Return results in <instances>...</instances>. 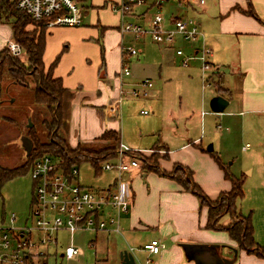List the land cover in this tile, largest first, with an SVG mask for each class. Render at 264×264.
<instances>
[{
  "label": "rangeland",
  "instance_id": "rangeland-1",
  "mask_svg": "<svg viewBox=\"0 0 264 264\" xmlns=\"http://www.w3.org/2000/svg\"><path fill=\"white\" fill-rule=\"evenodd\" d=\"M170 3L173 4V2L168 4ZM90 4H85L89 14L85 16L82 25L49 27L47 25L39 26L38 23H29L27 29L36 37L43 33L48 34L45 51V55L47 54L46 63L51 61V64L57 57H60L57 66L59 69H56L70 73L69 76L75 85L76 94L86 93L85 102L89 103L91 100L90 103H94L95 98L100 101L101 96L106 98L107 92L116 89L118 81L119 88H122L125 93L123 97L121 96L123 102L121 107H118L117 115L111 120L117 123V130L126 143L133 141L135 146L132 147H136L134 149L138 151L139 148L154 146L158 139H161L157 143L158 145L170 147L169 158L166 157L163 148L158 145L147 152H141L142 155L137 156L140 159L141 167L128 173L130 175L128 179H134L132 184L137 199L135 216L149 218L156 215L160 209L162 217L169 221L184 218L181 207H186L187 202L183 200L179 203H175L174 200L166 201L167 191L177 183L175 180L152 171L157 166H160L162 170L170 169L175 162L189 166L195 171L196 183L211 199L217 198L222 191L231 188L230 180L225 177L226 172L233 177L243 175L245 195L239 202V208L244 215L251 216L255 228V239L259 245L264 246V84L259 82L261 79L264 80L263 70H258L260 73L257 71L255 76L251 72V79L247 86L254 94L253 109H258L263 113L232 115V124L221 122L217 117L219 114L212 112L210 107V101L218 95V86L221 83V76L219 77L218 72L214 70L215 67L212 69L210 67L203 72L201 61L198 59L190 61L188 66L182 65L180 62L181 65L176 64L172 67L171 65H175L171 64V56H175L174 53L172 55V51L163 49L165 47L154 42L150 36L136 39L130 32L122 33L119 29L121 22L116 13L107 8L100 9L97 13L96 10L91 9ZM165 5L167 6V4ZM166 6L161 12L165 16H169L168 10H165ZM199 8H205L199 12L205 10L203 13H206L200 17L201 21L203 20L202 30L210 32L212 26V22L209 21L210 16L218 14L216 0H206V4ZM152 12L159 11L153 10ZM8 18L11 21L14 20V17L0 12V52L5 49L0 55V64L4 65L6 69L10 65L7 63L8 50L5 39L10 36L9 30L12 28L11 24L7 22ZM126 21L137 22L138 20L129 16ZM50 32L51 34H49ZM240 45L243 46L245 56L250 58L257 41L244 37ZM102 46L105 49L104 56ZM122 46L125 48L133 46L144 52V54L139 52L127 62L131 69L129 76L120 74L123 70ZM178 46H185V50L189 51L186 44L179 43ZM236 46L239 47L238 44ZM18 60L27 66V75L24 81L28 82L29 86L26 87L27 83L22 85L13 82L6 83L8 80L11 81L10 78L5 77L8 76L7 72L4 74L5 80H7L3 82L6 84H0L2 88L6 86L3 93L0 94V98L6 99L9 98L8 96L11 98L9 103L0 106V165L6 167L20 166L28 160L27 152L22 145V137L27 136L29 132V120H32L38 135H41L45 127L42 123H38V120L47 117L44 107L36 103L33 89L34 81L40 70L32 68L25 53ZM104 60L107 63L110 78L103 71ZM162 64L164 67L161 68ZM168 64L169 67H165ZM48 69L49 67L45 66V72ZM233 69L232 67V75L226 73V81H229L228 83L232 86V111H241L243 108L240 105V98L242 91L244 93V86H242L244 84L237 74L235 76ZM159 70L163 76L170 79L165 86L159 81ZM242 70L248 76V70L245 68ZM147 78L153 81V87L148 90L150 97H134L131 90L135 87L142 88L139 82ZM105 85L109 87V91L105 89ZM159 89L161 90L157 93L156 90ZM13 99L14 101H12ZM100 110L103 111L98 110V114L105 118L103 112L106 113V110L104 107ZM143 110L149 111V114H143ZM202 110L207 112L205 130L200 128L199 114ZM193 111L195 114L192 113ZM88 121H91L90 116H88ZM75 125L77 124L75 123ZM69 128L70 124L65 138L72 147H77L80 142L101 143V141H78L79 138H75L73 135L75 143H72L69 138L71 137ZM187 132L190 134L189 137L201 136L205 149L211 144L213 145L214 150L207 152L209 157L194 156L192 152L179 147L183 143L181 137L186 136ZM43 140L47 141L50 138L44 137ZM135 150L128 152L127 155L136 152ZM213 154L220 156L223 167H220ZM41 155L43 153L34 154V156ZM128 156L130 157V155ZM54 159L59 164V160ZM143 161L146 163L145 166ZM170 172H174L185 181L188 178V173L181 172L180 169L173 168ZM145 173H148V176H144ZM115 175L114 171L109 170H103L101 174H97L91 163L82 162L79 165V175L75 182L99 190L107 187ZM33 190L34 181L30 167L4 182L0 191V227L9 229L10 227L31 226L30 215L34 206ZM189 195L197 201V212L202 215L207 207L201 205L198 195L192 192ZM167 207L170 208L168 210L170 213L167 212ZM109 211L111 215L115 214L113 209L109 208ZM130 213H124L123 220H126ZM13 214L16 219L12 222ZM230 221L231 219L227 215L222 218L221 223L227 224ZM151 233L137 229L133 233L134 238L129 239L124 235L122 226L120 233L111 232L109 238L101 232L96 236V233L91 231H76L73 235V242L81 250V253L75 257L66 258L61 256V253L71 244L70 234L61 232L57 251L50 246L48 256L39 253L30 258L28 264H47V262L48 264H121L120 252L129 250L131 246L136 245L133 240H143ZM96 237L97 239L94 240ZM183 244L185 243H182L181 246ZM221 248H226L229 252L228 256L222 254ZM235 250L234 246L227 243H204L197 248L198 252L206 254L203 258L210 260L213 264H218L217 261L220 258L232 260L236 257L237 260L239 251L235 252ZM136 256L138 261H143L137 251Z\"/></svg>",
  "mask_w": 264,
  "mask_h": 264
},
{
  "label": "built area",
  "instance_id": "built-area-1",
  "mask_svg": "<svg viewBox=\"0 0 264 264\" xmlns=\"http://www.w3.org/2000/svg\"><path fill=\"white\" fill-rule=\"evenodd\" d=\"M83 1L9 0L18 10L36 21H44L49 27L82 25L89 12L82 4ZM103 1L119 16L121 22L119 29L122 33L130 32L136 39L150 36L157 44L173 48L176 55L182 58L184 66H188L193 59H199L203 72L210 68L213 50L206 44L197 21L191 17L178 16L167 19L161 12L169 2L202 7L206 0ZM153 10L159 12L153 13ZM129 16L138 21H126ZM180 41L191 44L189 54H186L183 46L177 45ZM6 47L14 57H23L24 49L16 40H8ZM121 50L123 70L120 74L129 76L131 69L127 62L138 54L139 50L133 46L127 48L122 46ZM139 85L142 88H133L131 94L134 97H148L150 95L148 90L153 87V81L147 78L141 80ZM124 93L121 88L120 96L123 97ZM142 113L149 114V111L143 110ZM131 151V148L121 142L117 157L104 162L102 171H115L118 176L112 185L99 190L75 182L79 168L74 167L66 174L52 155L44 154L37 157L30 169L34 181L31 226L9 229L0 227V264H28L30 258L39 253L48 256L50 246L57 251L61 232L70 234L71 244L61 253V256L66 258L81 253L73 242L76 231L120 233L122 215L128 212L133 202L130 183L123 178V174L141 167L139 159L127 156ZM109 208L115 211L114 215L110 214ZM15 219L16 216L13 214L11 221ZM163 247L159 240H151L143 248L152 254H158Z\"/></svg>",
  "mask_w": 264,
  "mask_h": 264
},
{
  "label": "crops",
  "instance_id": "crops-1",
  "mask_svg": "<svg viewBox=\"0 0 264 264\" xmlns=\"http://www.w3.org/2000/svg\"><path fill=\"white\" fill-rule=\"evenodd\" d=\"M87 3L88 4L91 3L90 4L91 9L96 10L97 13L98 10L100 9L103 8L109 9L107 5L104 4L103 0H84L82 4H84V7L86 9L87 7L85 6V4ZM250 3L253 6V11L255 13V16L248 15L243 12V10L248 9ZM216 5L218 7V14L214 16H210L209 21L212 22L210 32H206L202 30L203 20L201 21L200 17H202V15L204 16L206 13H203L205 10L203 12H199V11L205 8L201 9L196 6H191L187 4H177L173 2V4L170 3L167 4V6L165 5L166 6L165 10L166 11L168 10L169 12V16H165V17L167 19L173 16L191 17L197 21L201 31L204 34V39L206 44L210 46L213 50L212 55L210 57L211 59L210 67L211 69L215 67L214 70L218 72L219 77L221 76L220 77L221 83L218 86L219 87L218 95L223 96L229 101V104L224 110V112L219 114L217 117L221 122L224 121L227 124H232V115H244V113H249V114L263 113L258 109H253L252 105L254 104L253 102H255L253 100L254 94L248 89L247 86L251 79V72L254 73V76L256 75L258 70L259 71L263 70L264 72V0H216ZM9 34L10 36L6 37L5 39V44L8 40L13 38L12 28H10ZM49 34H51V32ZM244 37H249L250 39H254L255 41H257V45L254 48L255 50H253V55L250 58H247L245 56L243 52V46L240 45V42L242 41V39H244ZM46 42H47V37H46ZM179 43L184 45L186 44V47H188L189 51L187 52L185 50V46H183L186 54H189L191 52L189 48L191 44L180 41L177 43V45ZM236 44L239 45L238 48ZM163 49L172 51V55L173 53L175 54L174 57L171 56L172 57L171 64H175V65H171L172 67L176 66V64H180V62L182 63V58L176 55L173 48H163ZM139 52L144 54L143 50H140ZM46 55L44 53V62H45V66L49 67L52 63L50 64L51 61H49L48 64L46 63L47 62ZM104 55H105V49L103 52V56ZM121 58H122V53H121ZM198 61L200 60L198 59ZM166 66L169 67V64L165 65V67ZM160 67L162 68L164 67V65L162 64ZM232 67L234 68L233 72L235 73V76L237 74L239 78L243 80L242 84H244L242 85L244 86V93L242 91V96L240 98L241 101L240 105L243 108L241 111H232V86L228 83L229 81H226V73L232 75ZM56 68H55L56 71L54 70V76L61 77L64 86L74 90L75 85L71 82V77L69 76L70 73H68L67 71L66 72L58 71L57 69H59V67L57 69ZM244 68L248 70V76L247 73L242 70ZM103 71H105L106 76L110 78L109 77L110 74L107 69V63L105 62V60L103 62ZM158 76H159V81L162 82L161 84L163 86L169 83L170 80L169 77L163 76L161 70H159ZM259 82L264 84L263 79H261ZM105 89L108 90L109 87L108 86L106 87L105 85ZM120 90L121 89L119 88L117 81L116 89L114 91L110 90V92H107L109 94L106 93V98H103L102 96L100 99L98 98L100 101H97V99L95 98L93 100L94 103H90L92 102L91 100L89 103L85 102L84 99L87 97L86 93L84 92H80L79 94L75 93V97L72 101V106L70 110V120H69V124H70L69 133L71 135V137L69 138L72 143H75V139L73 138V136L75 138L78 137L79 138L78 141L81 140L82 142H91V141H97V138H99L106 130L109 129L117 130V126H116L117 123L115 121L112 122L111 119L115 118V116L117 115L118 107H121V104L123 102L120 96ZM160 90L161 89L156 90V92L159 93ZM148 97H150V95ZM154 103H156V101H154ZM103 107L106 110V113L103 112L105 118H103L98 114V110L103 111L100 110ZM192 113L195 114L194 111ZM187 114L186 116L188 117ZM206 115H207L206 110H202L199 114L200 128L202 130H205ZM88 116H90L91 118L90 122L88 121ZM188 118H190V116ZM75 123L77 125H75ZM230 134L231 132L229 133V135ZM189 136L190 134L187 132L186 136L181 137L183 143L179 147L186 151L192 152L194 156L204 155L209 157L207 153L208 150L207 149H206L207 151L204 150L205 148L203 147V139L201 138V136H197V137H189ZM123 139L124 138H122L121 136V142L123 144H125L132 150H135L134 148L136 147L134 148L132 147L135 146L133 141H128L126 143ZM160 140L161 139H158L157 143L160 142ZM157 143L150 148L147 147L139 148L138 151L147 152L148 150L157 146L158 145ZM158 146H161L165 153L167 152L166 157L169 158L170 157L169 153L171 151L170 147H167L166 145H158ZM116 157L111 158V160L115 159ZM175 163H180V162H175ZM173 167L164 170L171 171ZM136 170H132V171H136ZM129 172H125L123 174V178L130 183L131 191L133 194V202L130 205L128 212H126L125 214L129 212L131 213L127 215L126 220H123V218L121 220V226L124 229V235L129 239H133L134 238L133 233H135L137 229L146 230L149 233L152 232L143 240H133L136 245L131 246L129 251H131V248H133L131 252L134 254L137 264H196V259H200L203 253L202 254L196 253L197 257H195L193 254L188 255L181 246L182 243L196 244V245L204 244V243H218V244L227 243L229 245L237 247V243L234 240H232V238L229 236V234L226 231L212 230L206 227L207 219H208L207 208L204 209L205 215L204 212L202 213V215L198 214L197 201L192 196L189 195L190 191L184 190L180 186V184L176 181L175 182L177 184L171 187V190L167 191L166 201L172 202V200H174L175 203H179L182 202L183 200L187 202L186 207H181L183 208V214H184L183 219H174L172 221H169L167 218L162 217V212L160 209L158 210L156 215L154 214V216H151L149 218H146L144 215L143 218L136 217L134 212L137 209V199L132 184L134 179L132 178L128 179L130 176L128 174ZM115 174H116L115 177L113 178L112 182L109 183L108 186L112 185L117 179L118 176L117 172H115ZM194 175H195V171H194ZM144 176H148V173H145ZM169 209H170L169 207L166 208L167 212H169L168 211ZM100 232L104 233V235H106L107 238L111 236V232H106V231H100ZM98 233H96V236H98ZM96 239L97 237L94 240ZM151 240H159L164 245L160 253L152 254L143 248L144 245L150 242ZM136 251L139 252L141 259H143V261H138L136 256ZM221 251L224 256H228L229 252H227L226 248L223 249L221 248ZM238 256L239 257L234 264H264V258H260L256 255L254 256V254H248L244 250H240ZM120 263H121V259H120Z\"/></svg>",
  "mask_w": 264,
  "mask_h": 264
},
{
  "label": "trees",
  "instance_id": "trees-1",
  "mask_svg": "<svg viewBox=\"0 0 264 264\" xmlns=\"http://www.w3.org/2000/svg\"><path fill=\"white\" fill-rule=\"evenodd\" d=\"M0 12L7 14L9 17H14L13 21L9 18L7 20L12 26L13 38L22 45L32 68L40 70L38 77L34 81L33 89L35 91L36 103L44 107L46 110L45 116L47 115V117L38 120V123H42L45 127L41 135H38L34 124L29 129L27 136L32 140L33 147L30 154L27 155L28 160L20 166L6 167L0 165V191L5 181L19 175L27 167L31 169L34 160L40 157L34 156L35 153L36 155L39 153L52 155L59 160V166L66 174L70 173L74 167L79 168L82 162L91 163L96 169L97 174H101L102 164L105 159L107 161L118 155V148L121 143L120 132L109 129L97 138V141H101L100 144L80 142L77 147H72L65 138V135H67L70 110L76 92L65 87L61 77L54 76V70L60 61V57H57L45 72L44 53L47 44V33L36 37L27 29L29 23H38L39 26H44L46 23L34 20L25 12L18 10L15 4L9 2V0H0ZM243 12L255 16L251 3L248 9L243 10ZM4 50L0 52V55ZM103 52L104 46H102ZM7 60V63L10 65L9 68L6 69L4 65L0 64V84L4 85L13 82L22 85L27 83L26 87H28V82L24 81L27 75V66L24 63H20L18 58L11 55L9 51L7 52ZM5 72L8 74L5 77L10 78L11 81L8 80L6 82L7 79L5 80L4 77ZM28 75L31 76L30 74ZM4 88L0 85V94L1 92L3 93ZM8 97L6 99L0 98V106L10 102L11 98L10 96ZM44 137H49L50 140L45 141L43 140ZM204 150L207 151L206 149ZM128 155L130 157L133 156L132 158H137L138 155L141 156L142 154L136 151ZM213 155L220 167H223L220 156L217 154ZM143 163L145 166V161ZM173 168L188 173L187 180L185 181L183 178L178 177L174 172L162 170L160 166L152 169V171L175 180L184 190L190 191L200 197L201 205L207 207L208 210L207 228L226 231L232 240L237 243L236 250H244L248 254L264 258V246L259 245L255 239V228L251 216L244 215L239 208V202L245 195L243 175L241 177H233L226 172L225 177L230 180L231 188L227 191H222L217 198L211 199L201 186L196 183L194 171L189 166L175 163ZM227 215L231 221L227 224H222V218Z\"/></svg>",
  "mask_w": 264,
  "mask_h": 264
},
{
  "label": "water",
  "instance_id": "water-1",
  "mask_svg": "<svg viewBox=\"0 0 264 264\" xmlns=\"http://www.w3.org/2000/svg\"><path fill=\"white\" fill-rule=\"evenodd\" d=\"M12 101H14V99ZM228 104H229V101L221 95H217V96L213 97L210 101V107H211L212 112L217 113V114L223 113L224 110L226 109V107L228 106ZM32 126H33V123L31 122V120H29V127H32ZM22 145L25 148L27 155H29L31 150H32V147H33L32 140L28 136H23L22 137ZM207 150L209 152H212L214 150L213 145L211 144L207 148ZM199 245L185 243L182 245V247L186 251V254H188V255L193 254L195 257H197L196 253L202 254V252H198L196 250L199 247ZM235 252H237V250H235ZM204 255H206V254H203L202 257H200V259H196V264H213L212 262H210V260L209 261L205 260L203 258ZM216 255L219 256L218 254H216ZM235 258L232 260L228 259V258H225V259L220 258L217 261V263L218 264H233L234 261L236 260ZM120 259H121V264H136V258L134 256V254L129 250L122 251L120 253Z\"/></svg>",
  "mask_w": 264,
  "mask_h": 264
}]
</instances>
